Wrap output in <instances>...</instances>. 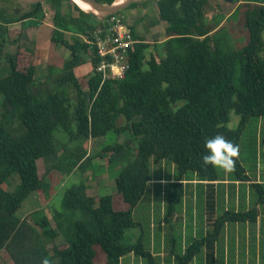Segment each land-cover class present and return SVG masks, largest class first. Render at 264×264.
I'll list each match as a JSON object with an SVG mask.
<instances>
[{
	"label": "trees",
	"instance_id": "16d2710c",
	"mask_svg": "<svg viewBox=\"0 0 264 264\" xmlns=\"http://www.w3.org/2000/svg\"><path fill=\"white\" fill-rule=\"evenodd\" d=\"M60 1L64 0L46 2L55 7L51 22L58 28L57 33L52 30L51 44L54 49L63 46L70 56L59 65L47 63L43 80L36 76V57L28 59L29 51L20 43L23 31L30 27L23 25L25 20H45L43 3L31 5L26 12L0 7V51L8 35H17L9 42L17 45V51L6 55L8 74L0 78V252L5 249L13 264H120L129 253L153 264L141 236L131 244L122 242L126 231L138 226L132 216L134 208L152 194L151 162L168 160L177 168L178 178L154 191V197L163 195L166 217H170L182 202L183 174L191 171L199 180L218 179L216 168L201 163L203 140L219 134L238 150L249 118L264 116V58L260 56L264 53V0H156L158 18L167 23V39L161 43L164 55L151 53L147 59L152 45L134 34L140 42L129 52L122 79H103L95 69L99 59L89 45L79 37L69 40L62 35L86 34L105 18L85 12L78 1L74 4L79 16L74 17L62 12ZM231 5L242 8L248 32L247 44L233 51L220 47L216 38L225 26L213 31L206 16L207 7L219 8L218 25L224 15L233 13L224 9ZM16 22L22 24L21 29H10ZM153 47L159 50L161 46L154 43ZM87 61L92 69L84 89L77 70ZM231 112L240 118L237 128L227 126ZM121 118L124 124L118 123ZM59 130L67 135V142L59 141ZM111 131L127 137L107 144ZM90 140L100 147L92 155L87 154ZM97 158L104 160L106 168H120L116 192L94 197L81 179L63 193L61 207L54 212L55 229L46 215L34 224L14 216L30 193H47L44 178L51 171L62 178L76 170L85 172ZM40 159L49 166L43 175ZM233 159L235 179L248 180L238 153ZM14 173L19 185L11 178ZM11 182L17 186L14 191H9ZM257 193L262 202L264 194ZM256 215V209L224 212L206 236L176 256L177 264H189L203 247L206 264H214V242L224 223ZM61 234L65 243L55 246L50 255L44 239L54 241ZM98 251L105 255L102 262L95 260Z\"/></svg>",
	"mask_w": 264,
	"mask_h": 264
},
{
	"label": "crops",
	"instance_id": "0c3cea01",
	"mask_svg": "<svg viewBox=\"0 0 264 264\" xmlns=\"http://www.w3.org/2000/svg\"><path fill=\"white\" fill-rule=\"evenodd\" d=\"M209 7L210 11L212 12L206 13V16L210 28H214L213 31H215L222 25L226 26L227 22H229V13L224 15V18L221 19L220 23L217 25L215 19L218 18L222 12L216 6ZM137 9L141 14L138 15V17L145 21L148 14L146 10L147 1L143 2L141 8L139 7L136 8V10ZM78 14L74 13L72 15L77 17L79 16ZM156 16L158 17L157 14ZM32 21L33 20H25L23 25L26 26L27 22L30 23ZM144 25L148 26L149 22L146 24L144 23ZM21 26L22 24L20 22H16L10 24L9 28L20 30ZM41 26L49 29V31L46 32V38L43 41L44 47L47 46L48 43L51 44V29H53V23L45 19ZM37 28L38 27H28L23 31L22 36L25 35V33L27 35L30 33L31 38L29 37V39L31 40V43H33L36 41L35 31ZM67 34L71 36V39L69 40H72L73 36L78 37L77 34H73L71 32H67ZM79 35V38L81 39V34ZM48 36L50 41L48 40ZM138 36L140 38H144L140 35ZM14 38H16V36ZM166 39L167 36L165 34L162 37H157L156 40H145L153 46L154 43L157 45L159 44L161 47L158 49L161 51L163 49L161 43ZM58 48L61 49L59 46L56 47V49ZM44 58L47 59V53ZM83 67L77 70L78 77H81L83 73ZM91 69L92 67L90 64L89 73ZM98 149L100 148L98 147ZM258 156L257 162L258 159L262 158V155ZM95 161H99V164L102 163V160L98 158L94 159L93 162ZM259 162L260 165L257 163V169L252 174L247 172L245 169L248 180H239L234 178L230 179L228 174H226V177L223 179L218 175L217 180L208 181L199 180L196 173L191 174V177H188L187 173L183 174L182 183L184 195L182 202L177 206L176 211L170 217H166V204L163 201V195L161 194L159 197H154V191L155 189H163L166 183L175 181L177 178H167L164 173L158 178H154L151 172L150 184L152 187V194L150 197H147L146 203V205L148 204L150 206V222L147 231L142 229L140 223H138L136 228H139L137 235L138 237L141 236L143 247L150 251L153 256V264H177L176 256L182 255L185 252L187 246L194 240L206 236L211 230L213 222L217 217L226 211L245 212L250 209L257 210V215L251 220L236 222L227 221L224 223L217 240L214 242V264H264V199L262 202H258V197L255 198L252 192L255 190L256 192H261L264 194V173L262 170L263 165L261 160ZM154 166L156 168L158 167L162 171L167 169V163L165 160L159 164H154ZM102 170L103 171L100 173V175L91 174L89 176L90 179L94 178L95 180L97 179L99 182H101L99 187L96 186L98 188L103 187V182L110 181L109 176L111 173H108L105 170V166L102 168ZM75 172H77V170ZM92 172L95 173L94 170H92ZM254 184H258L259 186L255 187ZM87 185L88 190L93 189L91 184L87 183ZM47 191H49V187ZM37 192L40 193L41 191ZM51 199L52 196H49L48 199L45 198V201H43L45 208L51 203ZM39 208L41 210L43 206L27 212L24 220L27 219V223L33 224L32 221H29V218L31 215L33 216V214L36 212V210H39ZM45 208L42 210L45 211ZM46 214L50 220V227L55 229L56 226L54 224L52 214ZM177 238H180V252H177L176 249ZM44 241L50 255H53V248L55 246H61L65 243L62 234L58 235L57 239L54 241L47 238H45ZM199 253L201 254V257H198L196 254L189 264H206V247H203ZM6 261L7 264H13V261L8 258L7 251L4 249L0 252V264H5ZM136 261L137 259L135 258L134 254L129 253L128 255L122 257L120 264H135Z\"/></svg>",
	"mask_w": 264,
	"mask_h": 264
},
{
	"label": "rangeland",
	"instance_id": "374dc122",
	"mask_svg": "<svg viewBox=\"0 0 264 264\" xmlns=\"http://www.w3.org/2000/svg\"><path fill=\"white\" fill-rule=\"evenodd\" d=\"M147 1V18L145 21H143L142 18L138 17V15L140 14V11L136 8H141V5L143 4V2ZM139 3L137 4L136 7H126L122 10H120L118 13H116L117 15H119L126 23L127 25L130 26V28L132 29L133 33L138 36H142L145 39H151V40H156L157 37H162L166 34L165 32V26H166V22L161 21L157 16V7H156V0H140L138 1ZM253 2V1H251ZM214 3V1H213ZM231 3V2H229ZM58 4V3H56ZM61 5V9L62 12L66 13V12H70L72 14H78V11L75 9V4L74 2L71 1H60L59 3ZM43 11L45 14V17L47 18L48 21H51V19L54 16L55 13V7L54 5H52L51 3H43ZM225 6H227V4H224ZM31 5H27L24 3H20L17 0H0V7L4 8L5 10L10 11L11 9L17 8L20 10V12H26L29 11L31 9L30 7ZM224 9H232L233 13L229 16V22H227L226 26L223 27L219 33L216 35L217 41L220 44V47H222L225 50H236V49H240L242 47H244L247 42H248V32L244 26V15H243V10L241 7H237L231 5L228 7H225ZM223 9V10H224ZM87 12V11H86ZM212 11H210V7L206 8V13H210ZM45 18V19H46ZM140 18V19H139ZM151 18V19H150ZM42 22L40 19H33L32 22H27L26 26H31L33 25L34 27H38L36 32V41H34L33 43H31V40L29 39L30 37V33H28V35L25 33V35H23L21 37V48H25L29 51V53L26 54V57L28 59H32L34 57H36V61H37V72H36V76L39 77H43L45 74H47V63L51 62L52 64H56L59 65L61 64L62 60L64 61L65 59H67L70 56V52L69 50H67L66 48H64L63 46L59 45V47L61 49H54V46L52 44H47V46L43 47L44 44V40L46 38V32L49 31V29L44 28L42 25ZM147 22H149L148 26H145L144 23L146 24ZM35 23L37 24V26L35 25ZM209 23V22H208ZM60 26V25H59ZM54 30L56 33L58 31V28L56 26H53ZM62 27V26H61ZM146 27V28H145ZM61 34V32H60ZM67 33H63L62 35L63 37H67L68 39H71V36ZM78 35V34H77ZM17 37V35H15ZM15 36H9L8 39V43H6V46L2 49V51H0V78L4 77L5 75L8 74V64L6 61V55L9 53H13L17 51V45H13L11 43H9L12 39H14ZM80 35H78L79 37ZM31 38V37H30ZM74 38V36L72 37ZM262 38L264 40V32L262 34ZM48 40L49 36H48ZM1 41V40H0ZM152 45V44H151ZM153 46V45H152ZM151 46V50L147 52V59H149L150 54L153 53L155 54L157 57L163 56L164 55V50L162 49L160 50H156ZM55 51V52H54ZM54 52V53H52ZM47 53V59L44 58L46 56ZM260 56L262 58H264V53H261ZM49 58V59H48ZM48 61V62H47ZM23 64H25V61L23 60L22 62ZM90 62L87 61L86 65L83 67L82 70V75L81 77H79L80 83L82 85V87L84 89L87 88V79L89 76V70H90ZM145 66L147 67V64H145ZM44 77L41 79L43 80ZM3 100V96L0 95V112L2 110V106H1V101ZM239 116L237 114H235L234 112H231L230 115V119L229 122L227 124V126L229 128H237L238 124H239ZM119 124H124V120L121 118L118 121ZM12 130H15L14 128H11ZM56 135L59 138V141L61 142H67V135L62 131L59 130L56 132ZM127 137V134H117L113 131L108 133V136L106 137V142L107 144H114L120 141H124V139ZM105 141V139H104ZM103 143H106L104 142ZM89 145H87V154L88 155H92L95 151H100L98 149L99 144H97L94 140H90V142H88ZM58 146L61 147V143H58ZM100 148V147H99ZM258 155H262V158L258 159L257 162V158L259 157ZM238 159L241 163V165L247 170V172H249L250 174H252L254 171H256L257 169V163L260 165V160L262 162L263 165V173H264V116H260V117H250L249 120L247 121V123L245 124L240 137H239V144H238ZM102 163L99 164L98 162H93L94 159L88 164L87 166V170L84 171H79L77 170V172L75 173H70L67 176L64 177V179L61 177V175L59 173H57L56 171H51L48 176L46 178H44V184L45 186L48 188L49 186V191H47V195L46 192H42L44 190H42L40 193L33 192L30 193V195H28L21 203L20 207L15 211L14 216L16 218H19L21 220H23L25 218V215L27 212L31 211V210H35L38 207L43 206L42 209L45 208V204L43 203V201H45V198L48 199L49 196H52V201L51 203L46 206L45 211H43L42 209L40 210H36V213L33 214V216L31 215L29 218V221H32V223L34 224L35 219L37 220V218H41L44 215H47L46 213H48L49 215L52 214V216L54 217V212L55 210H59L61 207V199H62V195L65 192V190L69 187H71L74 184L80 183L81 179H85L86 183L91 184L93 189H89L88 190V194L93 195L94 197H97L98 195H107V194H113V192H116V185H115V177L116 175L119 173L120 168L119 167H113L112 169L106 168L105 170L108 173H111L109 176L110 181H105L102 183L103 187L98 188L101 185V182H99L97 179L95 180L90 179L89 176L91 174H99L103 171L102 168L105 166V162L103 159H101ZM167 163V169L162 171L161 169H159L158 167L156 168L154 166V164L151 162L150 164V171L152 172V176L154 178H158L161 174H165L167 178L169 177H175L178 178V171L177 168L175 167V165L171 162V161H166ZM164 164V162H163ZM100 166V167H99ZM173 166V167H172ZM39 172L41 175L44 174V172H46V169H49V166H47L46 163H44V161L42 159H40V165H39ZM259 168V166H258ZM92 170L95 171V173L92 172ZM217 173L219 175L220 178H224L226 177V174H228L229 178H234V171L233 168L231 171L229 172H224L222 169L216 168ZM191 174H193V172L189 171L187 172L188 177H191ZM61 177V178H60ZM264 177V175H263ZM12 179L14 178L16 181L15 183L17 185H19L20 183V179L18 174L14 173L11 177ZM50 178V180H49ZM11 180V179H10ZM9 180V181H10ZM14 182H11L10 184V188L9 191H14L17 186L15 185ZM99 183V184H98ZM9 185V183H8ZM98 186V187H96ZM253 195L255 196V198L258 197V193L253 190ZM97 193V194H95ZM42 194V195H41ZM44 194V196H43ZM147 198H145L144 200H142L141 202H139L136 207L134 208V212H133V220L138 224L140 223V226H142V229L144 231H147L148 229V225L150 222V206L147 204ZM200 205V204H199ZM253 205V204H252ZM38 211H40V213H37ZM222 211V210H221ZM49 219V218H48ZM27 220V219H26ZM54 221V220H53ZM55 224V222H54ZM53 224V225H54ZM51 226V225H50ZM138 230L139 228H130L126 231V235L125 238L122 240L123 243L126 244H131L132 242H134L136 240V238L138 237ZM145 233V232H144ZM176 249L177 252H180V247H179V243H180V238L176 239ZM102 253L100 251H98V255L95 260L96 262H102L103 258L105 257V255H101ZM198 257H201V254L198 253L197 254ZM5 256V254H4ZM135 258L137 259L135 264H149L148 261L145 258H142L140 256H136L134 255ZM7 264V261L6 263Z\"/></svg>",
	"mask_w": 264,
	"mask_h": 264
},
{
	"label": "built area",
	"instance_id": "2783aa9c",
	"mask_svg": "<svg viewBox=\"0 0 264 264\" xmlns=\"http://www.w3.org/2000/svg\"><path fill=\"white\" fill-rule=\"evenodd\" d=\"M81 39L96 53L99 61L95 69L102 73L103 79H122L128 67L129 52L140 42L130 26L116 13L81 35Z\"/></svg>",
	"mask_w": 264,
	"mask_h": 264
},
{
	"label": "clouds",
	"instance_id": "9594fccd",
	"mask_svg": "<svg viewBox=\"0 0 264 264\" xmlns=\"http://www.w3.org/2000/svg\"><path fill=\"white\" fill-rule=\"evenodd\" d=\"M237 153L238 150L235 145L217 134L203 140L201 163L204 166L210 165L213 168L229 172L233 168V158L237 156Z\"/></svg>",
	"mask_w": 264,
	"mask_h": 264
},
{
	"label": "water",
	"instance_id": "95a60500",
	"mask_svg": "<svg viewBox=\"0 0 264 264\" xmlns=\"http://www.w3.org/2000/svg\"><path fill=\"white\" fill-rule=\"evenodd\" d=\"M20 3H24L27 5H33L37 3H44L51 0H17ZM86 2L94 11L91 13L98 16L100 19H104L110 14L117 13L120 10L129 7L132 3L138 2L140 0H123L122 2L115 3V1L111 4L101 3L97 0H83ZM231 2L232 0H227Z\"/></svg>",
	"mask_w": 264,
	"mask_h": 264
},
{
	"label": "bare ground",
	"instance_id": "6f19581e",
	"mask_svg": "<svg viewBox=\"0 0 264 264\" xmlns=\"http://www.w3.org/2000/svg\"><path fill=\"white\" fill-rule=\"evenodd\" d=\"M75 4L76 1H78L79 3V7L84 10L85 12H92L94 11L86 2H84L83 0H72ZM123 0H115V3H119L122 2Z\"/></svg>",
	"mask_w": 264,
	"mask_h": 264
}]
</instances>
